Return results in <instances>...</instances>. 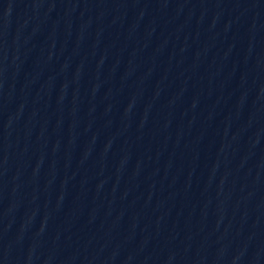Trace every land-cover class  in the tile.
Returning <instances> with one entry per match:
<instances>
[{"label": "water", "instance_id": "1", "mask_svg": "<svg viewBox=\"0 0 264 264\" xmlns=\"http://www.w3.org/2000/svg\"><path fill=\"white\" fill-rule=\"evenodd\" d=\"M0 264H264V0H0Z\"/></svg>", "mask_w": 264, "mask_h": 264}]
</instances>
